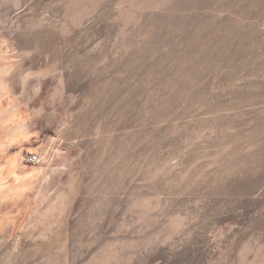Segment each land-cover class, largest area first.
I'll return each instance as SVG.
<instances>
[{"label": "rangeland", "instance_id": "rangeland-1", "mask_svg": "<svg viewBox=\"0 0 264 264\" xmlns=\"http://www.w3.org/2000/svg\"><path fill=\"white\" fill-rule=\"evenodd\" d=\"M0 264H264V0H0Z\"/></svg>", "mask_w": 264, "mask_h": 264}]
</instances>
